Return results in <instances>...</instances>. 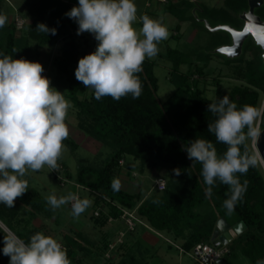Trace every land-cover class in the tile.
I'll list each match as a JSON object with an SVG mask.
<instances>
[{
    "label": "trees",
    "instance_id": "trees-1",
    "mask_svg": "<svg viewBox=\"0 0 264 264\" xmlns=\"http://www.w3.org/2000/svg\"><path fill=\"white\" fill-rule=\"evenodd\" d=\"M17 1L24 3L25 11L22 15L29 19V22H26L25 28L19 30L15 19L10 20L6 15L4 0H0V15L7 18L5 26L0 28V58L9 55L13 59L41 63V48L63 39L60 53L54 57L53 64L58 77L68 82L67 94L77 109L78 127L111 150L101 164H83L78 171V183L91 188L96 194L95 205H100L104 202L103 196H107L123 207L135 210L153 230L165 231L175 238H181L182 248L186 251L200 242L213 239L218 218L225 216L231 225L244 221L247 228L229 244V251L223 257L225 264H244V259L247 264H256L257 260H264V168L253 149V137L246 141V150L250 156L255 157L256 163L249 167L246 174H237L241 183L245 180L248 183L246 192L242 199L236 202L231 213L223 207L224 201L231 194L229 186L217 181L212 194L207 196V186L201 175L202 165L188 159L185 151V147L190 146L195 139H206L214 144L218 156L225 153L227 146L218 143L215 135L207 130L208 124L216 119L214 114L207 111L209 103L227 95L237 104L238 109L247 105L259 112L264 102V64L260 46L249 37L240 57H225L226 63L244 61L248 51L255 50L253 59L246 62L248 83L236 85L229 92L218 88L213 98L207 95L199 79L191 80L190 74L181 70V66L190 61L188 56L180 49L169 47L166 56L172 61L170 80L174 83L175 90L165 101L159 99V78L154 68L156 61L150 59L144 61L143 70L138 73L142 84V94L138 99L129 95L119 101L111 97H103L98 101L94 98L93 90L83 96L80 94L81 84L74 74L79 59L93 53L98 44L95 38L91 39L83 33L77 35L78 24L65 15L71 8L78 6V0ZM183 2L188 3L187 7L191 4L195 6L191 0ZM200 5L203 10L199 11V15L207 17L211 22H225L241 27L243 21L239 13L248 9L249 0H224L222 6L213 7L202 3ZM175 8L171 7V10L181 20L191 19L195 26L208 30L193 13L187 16L183 9ZM146 13L147 11V16ZM256 13L264 19V4L256 9ZM38 23L56 29V34L37 31ZM212 33H222L226 40L220 39L215 42L213 48L204 49L203 59L212 57L214 53L210 50L218 45L230 43V35L227 32ZM196 56L202 57L201 54ZM195 70L202 74L203 66L199 65ZM260 126L264 127V109ZM66 141L73 147L77 146V143L68 138ZM241 150L244 151L245 148L242 146ZM127 155L141 161L146 167L166 168V188L159 193L144 195L142 190L130 192L117 185L115 177L120 174L121 160ZM174 169H180V174L176 175ZM157 200L159 203H154ZM107 204L110 213L119 218L121 210L117 205L110 202ZM51 209L41 193L28 186V190L15 200L13 208L0 204V219L16 236L28 242L35 229L22 227L20 222H27L40 212L50 215ZM24 210L29 211L28 218L25 217ZM93 218L95 223L101 226L108 222L105 214L100 217L93 215ZM142 226L149 229L145 225ZM135 231L129 233L134 234ZM63 237L68 258L74 257L78 250L88 254L105 255L113 242L107 236L101 243H95L77 232H66ZM136 243H140L139 239H136ZM126 245L127 239L113 251ZM128 255L125 264H149L135 251L128 252ZM2 256V264L10 260V257L4 256L3 253Z\"/></svg>",
    "mask_w": 264,
    "mask_h": 264
},
{
    "label": "clouds",
    "instance_id": "clouds-1",
    "mask_svg": "<svg viewBox=\"0 0 264 264\" xmlns=\"http://www.w3.org/2000/svg\"><path fill=\"white\" fill-rule=\"evenodd\" d=\"M65 15L78 24L77 35L87 32L98 41L93 53L79 59L77 81L92 89L98 101L103 97L119 101L129 95L138 99L142 94L138 73L144 61L157 56L158 46L169 38L167 27L145 15L139 17L142 27L137 30L134 0H78V6ZM6 23L7 18L0 15V28ZM36 30L56 34V29L44 23H38ZM43 72L39 62L9 55L0 58V204L8 208H13L15 200L28 190L23 177L44 167L57 170L58 161L67 151L63 141L69 136L67 119L73 105ZM207 111L216 116L207 130L227 146L225 153L218 156L214 144L206 139H195L185 151L188 159L202 165L207 196L217 181L229 186L231 194L223 207L231 213L248 183H241L237 174H246L256 163L246 150V141L257 135L254 121L260 113L247 105L238 109L227 95L209 103ZM173 171L180 174V169ZM46 199L53 210L71 204V215L76 218L92 204L90 199L71 192ZM3 245L2 253L10 257L9 264H71L62 243L43 233H35L25 242L9 232L4 234ZM256 264H264V260Z\"/></svg>",
    "mask_w": 264,
    "mask_h": 264
},
{
    "label": "rangeland",
    "instance_id": "rangeland-1",
    "mask_svg": "<svg viewBox=\"0 0 264 264\" xmlns=\"http://www.w3.org/2000/svg\"><path fill=\"white\" fill-rule=\"evenodd\" d=\"M9 1L4 0V10L6 11L7 17L12 18L11 14L16 13L15 8H17L22 16L25 7L24 3L22 1L16 2L15 0ZM197 1L212 7L222 6L224 3V0ZM134 3L137 7L138 16V20L134 24V27L137 30L142 27L139 17L145 16V12L147 11L146 14L149 18L159 19L170 32L169 38L162 41L158 46L160 49L158 55L150 59L156 61L154 68L155 73L159 78L158 96L161 101H165L175 90V85L170 80L172 61L166 56V51L169 47L180 49L188 56L190 61L183 64L181 70L183 72H188L191 80L199 79L201 86L205 87L207 95L211 98L215 96L218 88L224 92H229L236 85L248 83L246 62L253 59L255 56V50H249L244 61L238 60L232 63H226L224 61L226 58L223 55L215 53L209 59H203L204 49L214 46L215 42L220 41V39L223 41L226 39H224L225 37L222 33L220 35L214 34L202 28V26H195L191 19L181 20V18L177 17L171 10V7H176L175 9L179 10L183 9V13L189 16L192 14L194 8L192 4L190 7H187L188 3L183 2V0H134ZM12 5H15V8ZM87 34L90 35V33ZM62 44L63 40H60L57 43H49L43 46L41 48V63L45 67L50 68L48 78L51 81V85L56 90L63 93L65 99L70 101L73 105L69 110L67 119V122L70 123L72 127H68V139L77 143V146L73 147L64 140L63 143L66 145L67 151L63 153L59 160L67 167V181L64 184H61L59 177H57L48 167H44L35 172L30 171L22 179L28 181V186L36 188L46 201V198L49 195L55 194L59 198L60 196H66L71 192L74 194L79 193L81 199H90L92 204L78 218L71 215V204H68L56 210L51 209V212L49 211V213H51L50 215L43 212L37 213L35 217L31 218V220L29 219L27 222H20V224L22 227L26 226L28 228H34L35 233L39 232L46 236L56 238L65 248L63 237L65 232H71L72 234L76 232L81 233L84 237L92 239L95 243H101L105 237V232H107L106 229H109V235L113 239L114 234L111 231L113 225L118 226L120 230L126 229L127 226L121 219L116 220V222H109L106 227H102L100 224L95 223L93 218V212L95 209L93 204L96 197L95 193H93L91 188L86 187L77 181L78 171L81 165L101 164L100 162L104 160L111 150L102 142L96 139L92 140L90 135L86 134L77 126V109L67 94L68 82L66 79L60 81L55 80L57 71L53 62L49 63V59L52 53H60ZM196 54L199 56L201 54L202 57H197ZM199 65L203 66L202 74L197 73L195 70ZM80 84V94L82 96L85 94H82L81 90H87L88 93L92 91V89H87L82 82H80ZM262 109H264V102L259 110L260 115L255 121L254 128L256 133L257 130L260 129L261 115L263 112ZM254 138L255 136L253 137L252 146L256 152L254 148ZM123 160L124 163L122 162ZM121 165H124L125 170L121 169L120 174L115 177V181L117 185L130 192H138L142 190L144 195H148L149 193H159V190L154 188V180L163 177L167 182L168 170L166 168L155 169L146 167L141 161L134 160L131 155H127L125 159H122ZM44 206L46 208V204H44ZM24 212L25 217L28 218L30 216L29 211L24 210L23 213ZM0 222V264H2L1 257L3 256L1 251L4 234L13 232L1 221V219ZM139 226L143 227L141 224ZM145 229L150 230V228ZM217 232L219 231L217 230ZM127 235H129V233ZM155 235L157 236V240L155 242H150L144 240L140 233L138 236H135L136 238L134 240H128V245H126V247L111 252L110 256L97 253L88 254L78 250L75 252V256L69 259L71 264H125L129 256L128 252L135 251L139 257L147 260L149 264H200L191 254L181 251L183 243L181 238H175L174 235L165 231H159L158 235ZM218 235L219 233H216L215 237L213 235L211 242L217 243ZM136 239H139V244L136 243ZM230 243L231 241L228 242V247ZM4 264H9V261ZM244 264H247L246 259H244Z\"/></svg>",
    "mask_w": 264,
    "mask_h": 264
},
{
    "label": "water",
    "instance_id": "water-1",
    "mask_svg": "<svg viewBox=\"0 0 264 264\" xmlns=\"http://www.w3.org/2000/svg\"><path fill=\"white\" fill-rule=\"evenodd\" d=\"M192 1L195 3L192 13L209 31H225L230 35V43L218 45L210 50L212 53L223 55L228 59L240 57L246 41L252 37L255 44L261 48V58L264 64V19L256 13V9L264 4V0H249L248 9L239 13V17L243 21L241 27L225 22H211L207 17L199 15V11L203 10L200 3L197 0ZM254 148L264 166V127L260 126ZM216 227L222 233L220 242L228 244L238 234L242 233L247 225L244 221L231 225L228 219L222 216L218 218Z\"/></svg>",
    "mask_w": 264,
    "mask_h": 264
},
{
    "label": "built area",
    "instance_id": "built-area-1",
    "mask_svg": "<svg viewBox=\"0 0 264 264\" xmlns=\"http://www.w3.org/2000/svg\"><path fill=\"white\" fill-rule=\"evenodd\" d=\"M14 19L17 24V28L19 30H22L23 28H25V24L27 22L25 18L21 17L20 15H16ZM96 42L98 43V41ZM43 68H44V72L42 73V75L45 77H48L49 68L48 67H43ZM58 163H59V168L54 171L52 170V172L57 177H59L61 184H64L67 181V177H66L67 169L62 162L58 161ZM154 188H156L159 191L164 190L166 188V180L163 177L156 178L154 180ZM75 194L80 198L79 193H75ZM103 199H104L103 200L104 202H101L100 205H97V207L94 209L93 214L97 217H100L103 214H105V217L107 218L108 222H113L117 219H121L124 222V224L127 226L126 229L119 231L115 241L110 243V250L107 253L108 256H110V253L114 249H116L120 243L124 242L127 234L131 231L136 230L140 224L145 225L146 227H149L150 229H152L149 225H147V223H145L138 216L135 210H130L126 207H123L119 203L112 201L107 196H103ZM106 202L107 203L110 202L113 205H117V207L121 210V215L119 218H115L110 213L109 205ZM156 232L159 233L158 231ZM181 251L188 252L189 254H191L200 264H225L223 257L226 253H228L229 247H228V244H224L220 242V240H217V243H213L211 241L200 242L189 251H186L185 249L181 247Z\"/></svg>",
    "mask_w": 264,
    "mask_h": 264
},
{
    "label": "crops",
    "instance_id": "crops-1",
    "mask_svg": "<svg viewBox=\"0 0 264 264\" xmlns=\"http://www.w3.org/2000/svg\"><path fill=\"white\" fill-rule=\"evenodd\" d=\"M9 1V0H8ZM16 2H18L17 0H15ZM10 2V1H9ZM13 6V5H12ZM14 8H15V5L13 6ZM15 10H16V13L14 14H11L12 15V18L10 17V20H13L14 18H15V16L16 15H20V13L18 12V10H17V8H15ZM23 11H25V8H24V10ZM21 16V15H20ZM21 17H23V18H25L23 15L21 16ZM26 19V21L27 22H29V19H27V18H25ZM83 34H85L86 36H88V37H90L91 39H94V36L92 35V34H87V32H85V33H83ZM60 40H63V39H60ZM59 40V41H60ZM57 43V42H56ZM57 54H51V57H50V59H49V63L50 62H53V59H54V57L56 56ZM42 57V56H41ZM43 67H45L44 65H42ZM49 68V67H48ZM49 73H50V68H49ZM57 73V72H56ZM74 74H75V70H74ZM48 78V77H47ZM55 80H58V81H60V80H63V78H61V77H58V74H56V76H55ZM82 91V94H85V93H87L88 91L87 90H81ZM67 124H68V127H71V124L70 123H68L67 122ZM77 126H78V124H77ZM72 128V127H71ZM92 140H94V138H91ZM123 163H124V160H123ZM122 170H125V168H124V165H122ZM123 188V187H122ZM95 200V199H94ZM94 206H95V208L97 207V205H95V201H94V204H93ZM117 220H119V219H117ZM113 222H116V220L115 221H113ZM1 223V222H0ZM108 223L109 222H107L104 226H102V227H106L107 225H108ZM106 229V228H105ZM217 227H216V230H215V233H219V235H218V237H217V239L219 240L220 239V237H221V235H222V233L219 231V232H217ZM106 231L107 232H105L106 234H105V237H107L108 235H109V229H106ZM111 231L113 232V234H114V236H113V239H112V237L109 235L108 237H110L112 240H115L114 238H116V235H117V233H118V231H121L120 230V228L118 227V226H114L113 225V227H112V229H111ZM139 231V232H138ZM66 233V232H65ZM141 233V237L142 238H144V240H146V241H153V242H155L156 240H157V236L155 235V234H157L158 235V233L156 232V230L154 229V230H147V229H145L144 227H140V226H138L137 227V229H136V231H135V233L134 234H130L129 233V235H127L126 236V239H127V241L128 240H134L136 237V235L138 236L139 234ZM214 235H216V234H214ZM104 237V238H105Z\"/></svg>",
    "mask_w": 264,
    "mask_h": 264
},
{
    "label": "bare ground",
    "instance_id": "bare-ground-1",
    "mask_svg": "<svg viewBox=\"0 0 264 264\" xmlns=\"http://www.w3.org/2000/svg\"><path fill=\"white\" fill-rule=\"evenodd\" d=\"M262 110H263V109H262ZM259 131H260V129L257 130V135H256L255 138H254L255 144H256V139H257V136H258Z\"/></svg>",
    "mask_w": 264,
    "mask_h": 264
},
{
    "label": "flooded vegetation",
    "instance_id": "flooded-vegetation-1",
    "mask_svg": "<svg viewBox=\"0 0 264 264\" xmlns=\"http://www.w3.org/2000/svg\"><path fill=\"white\" fill-rule=\"evenodd\" d=\"M252 38V37H251ZM253 39V38H252ZM255 42V41H254ZM260 128V127H259Z\"/></svg>",
    "mask_w": 264,
    "mask_h": 264
}]
</instances>
